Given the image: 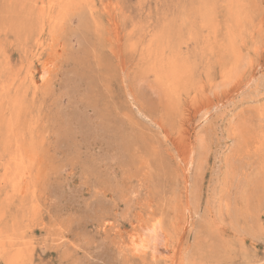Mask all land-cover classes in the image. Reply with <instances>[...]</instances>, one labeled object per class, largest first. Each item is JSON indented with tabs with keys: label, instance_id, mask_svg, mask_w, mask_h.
Returning a JSON list of instances; mask_svg holds the SVG:
<instances>
[{
	"label": "rangeland",
	"instance_id": "1",
	"mask_svg": "<svg viewBox=\"0 0 264 264\" xmlns=\"http://www.w3.org/2000/svg\"><path fill=\"white\" fill-rule=\"evenodd\" d=\"M0 264H264V0H0Z\"/></svg>",
	"mask_w": 264,
	"mask_h": 264
},
{
	"label": "bare ground",
	"instance_id": "2",
	"mask_svg": "<svg viewBox=\"0 0 264 264\" xmlns=\"http://www.w3.org/2000/svg\"><path fill=\"white\" fill-rule=\"evenodd\" d=\"M51 68L52 62H47L43 65L41 79L47 80L51 73ZM166 239L160 219H155L149 226L142 228L141 232L129 236V247L135 256L149 254L155 261L163 257L167 252Z\"/></svg>",
	"mask_w": 264,
	"mask_h": 264
}]
</instances>
